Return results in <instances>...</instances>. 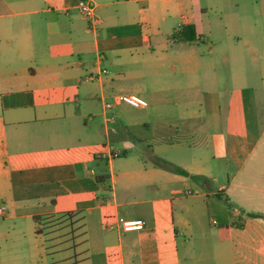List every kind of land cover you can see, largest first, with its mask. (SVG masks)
<instances>
[{"label":"crops","instance_id":"1","mask_svg":"<svg viewBox=\"0 0 264 264\" xmlns=\"http://www.w3.org/2000/svg\"><path fill=\"white\" fill-rule=\"evenodd\" d=\"M80 1L0 0V207L74 220L85 264H264V0Z\"/></svg>","mask_w":264,"mask_h":264},{"label":"rangeland","instance_id":"2","mask_svg":"<svg viewBox=\"0 0 264 264\" xmlns=\"http://www.w3.org/2000/svg\"><path fill=\"white\" fill-rule=\"evenodd\" d=\"M207 175L213 174L207 173ZM193 180L206 185L205 188L197 192L195 190L194 196L216 192L217 186L206 177ZM203 199L205 200L206 197ZM213 200L212 202H214ZM211 208L214 210L213 204ZM203 211L202 216L198 217V221L193 222L194 229L198 228L197 231L207 230L209 227L208 218L213 212L206 214L208 210L205 203ZM24 214L23 211H13L12 208L6 206L0 207V264H85L79 253L74 257L62 258V253L77 248L76 239L79 231L74 220L63 216L46 219L47 221L39 227L41 236L44 238L43 241L36 235L34 220L24 218ZM211 220L217 222L214 218ZM214 233L217 234L215 229ZM208 236L209 239L210 236L214 238V235H210V233Z\"/></svg>","mask_w":264,"mask_h":264},{"label":"built area","instance_id":"3","mask_svg":"<svg viewBox=\"0 0 264 264\" xmlns=\"http://www.w3.org/2000/svg\"><path fill=\"white\" fill-rule=\"evenodd\" d=\"M77 9L83 17L91 21V24H90L91 29L97 30L98 22L95 19V13H94L95 6L93 5V3L90 1L81 0L78 4ZM91 80H94V79L91 78ZM114 101L116 103L126 104L130 107L137 108V109H147L149 107V103L146 100L134 94L115 96ZM108 107H111V104H108ZM120 223H121L122 229L125 232L141 231L145 227V224L142 221H138V220H130V221L120 220ZM213 224L217 226V223L214 221H213Z\"/></svg>","mask_w":264,"mask_h":264},{"label":"trees","instance_id":"4","mask_svg":"<svg viewBox=\"0 0 264 264\" xmlns=\"http://www.w3.org/2000/svg\"><path fill=\"white\" fill-rule=\"evenodd\" d=\"M199 37L196 33V30L195 28L192 26V25H189V26H185V27H182L181 30L175 34H173L172 36H169V41L170 42H175V43H178V42H195V41H198ZM173 171L177 174H181V175H184V176H188V173L181 170V169H173ZM250 217H254V218H261L263 216L261 215H254V214H251L249 215ZM39 233V232H37ZM225 238H227V232L226 230H224L223 228H219V240L222 241L224 240Z\"/></svg>","mask_w":264,"mask_h":264}]
</instances>
